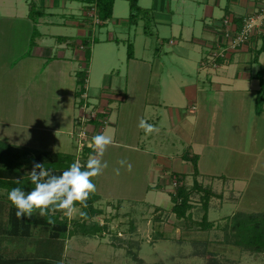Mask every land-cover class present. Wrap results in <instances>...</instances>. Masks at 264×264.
<instances>
[{"label": "rangeland", "instance_id": "1", "mask_svg": "<svg viewBox=\"0 0 264 264\" xmlns=\"http://www.w3.org/2000/svg\"><path fill=\"white\" fill-rule=\"evenodd\" d=\"M147 1L139 0L138 6L141 8L146 7L150 4L146 5ZM15 2L25 12L29 11V4L35 10L43 9L42 4L39 3H42V0H39V2L38 0L33 2L29 0L28 5L24 4L25 6L22 5L25 3L23 0H15ZM115 4L117 5L116 10L119 11L116 12V17H119V20L127 18L129 15L128 2L116 0ZM171 7L173 11H176L177 3L172 2ZM93 8L88 13L89 18L93 21L92 26L95 27L94 36H91V40L94 39L90 48L92 59L84 63L85 65L89 64L90 68L88 83L90 86L87 88L86 78L85 89L87 90L86 95H88L87 101L93 106L91 108V105L87 106L86 116L89 117L91 122L98 121L100 113L97 117V111L94 110H97L98 104H103L100 99L105 101L102 96L108 93L105 85H103L106 81H110V79L119 81L120 79L124 83L126 46L123 42L116 45L113 41L116 39L115 37L129 40L133 44L136 56L144 59V64L138 62L139 68H143L137 70L139 73L137 77H132L137 81V85L135 87L130 86V88L135 89V98L138 101L135 100L132 105L134 112L130 117V123L124 121L119 126L121 131L119 137L127 136V138L123 137L128 140L126 144H129V146L137 145V149L135 152L127 148L106 147L101 159L102 162L107 163V167L98 176L91 178L96 186L93 194L99 197L94 207L100 210L101 214L92 218L86 224H105L111 232L87 237L80 234L79 229H77L76 235L61 242L63 245L61 264H264V255L242 251L240 248L224 242L226 234L224 227L230 224V218L234 214L264 212V120L261 115L256 114L258 106L248 101L252 93L247 91L240 96L231 89L225 90V88H222V97L220 95L217 97V99H222L217 102L212 99L209 94L214 92V85L209 84L206 77L212 74L211 69H216L217 66L213 64L211 54L209 53L208 56L200 55L199 46L190 38V40L184 38L176 46L169 45L167 41L158 44L152 26L153 28L154 26L155 28L159 27V24L162 23L161 15H159L161 17L156 18V21L150 20L151 22L140 17L138 22H142H139L137 27H132L130 31L128 25L121 28L120 26L114 27L111 24L108 31H99L101 28L99 25L102 22ZM62 12L67 14L66 11ZM5 13L6 9L0 5V76L3 79V82H0V120L9 116L12 104L19 102L23 94L18 86L21 87L23 84L22 79L25 78L26 71L19 60L23 59L24 66L28 65V61L24 58L25 54L29 55L35 43L40 41L37 37L33 41L34 31L40 33L44 31L35 25L37 21L34 22L31 17V26H28L25 22L27 21L26 15L20 16L19 19L8 20L4 18ZM20 13L21 11L17 8L15 16L17 17ZM63 13L60 12V14ZM232 17L234 16H228L227 18L231 20ZM185 19L187 23L191 21L189 17H185ZM176 20L177 17L175 16L174 22ZM69 21L72 23L79 22L75 19H69ZM94 23L97 25H94ZM235 23L238 24L239 22ZM195 25L196 33L194 37L201 38L203 21L197 22ZM236 26L240 27L241 24ZM212 27L214 28L213 25ZM145 28L149 31L148 35L145 34ZM134 29L137 31L136 38ZM141 30L146 36L142 34ZM159 30L160 33H164L166 28L162 27ZM219 31H221V28H219ZM75 32L70 27L51 29V33L57 36L74 35ZM108 32L114 38L111 41L107 37ZM216 32L218 33V30ZM171 36L172 34L169 32L163 35L165 39H171ZM173 37L178 38L175 35ZM78 40L81 39L78 38ZM158 41L161 42L160 39ZM40 59L44 60L45 58L41 57ZM6 64L13 65V74H8L4 78L5 75L2 73L6 72ZM144 68L149 71L150 78L143 71ZM85 70L81 71L87 72ZM176 82L180 86L178 94L171 92L170 89V86L173 87V83ZM98 85L101 86L100 93L98 91L95 94L91 93L89 88L92 89V86L96 88ZM187 86L197 87L198 98L197 101L193 102V105L196 111L199 110L200 118L197 119V122L194 115L187 117L188 124L184 125V133L176 132V128L180 124L177 125L178 120L172 119L170 115L168 116L167 111L170 108L179 107L182 109L181 113L186 114L185 112L190 109V105L185 98L182 100L181 92L183 87ZM73 88H75V91L78 90L75 80L73 81ZM170 93L177 99H168ZM256 96H259V91L255 93ZM241 98L247 101L241 103L238 101ZM44 100L51 103L52 109L53 99L45 98ZM159 100L160 103L155 104ZM75 101L74 96V103ZM214 103L217 104V108L213 115L211 107ZM105 104L108 105L109 111H111V107L113 112L117 111L115 105L110 107V101ZM142 106L144 107L143 110ZM45 109L49 114V106ZM142 111L146 118L151 114H157V118H152V120H154V126L158 131L146 135L144 130L138 127L140 120L137 119L141 116ZM119 112L122 113L121 110ZM83 113L81 111L80 114ZM90 114L94 117H90ZM120 116V114L117 116L118 123L122 120ZM212 116L215 117V120L209 128V117ZM157 119L159 120L157 121ZM150 120L148 119L147 123L152 124ZM127 124L130 129L125 126ZM95 125L98 128L100 127V124ZM176 125L175 131H173ZM3 128L4 133L8 132L9 129L10 132L11 129H15L16 133L21 134V129L16 128L15 124L12 126L8 124ZM86 131L88 135L93 134V136L86 138L85 147L94 151L88 140L91 142L92 138L99 132ZM124 131L125 133H123ZM229 132L230 135H227ZM237 132L240 135L244 134L248 140L245 145L243 144V146L248 147L245 148L248 150L246 154H231L228 151L218 149V147L214 148V144L232 146V142L228 140L236 141ZM25 136L28 137V142H32L35 138V136L30 138V134L26 132ZM3 137L4 135L2 136L0 133V138ZM73 138L68 152L74 157L75 163L80 165L84 162L87 163L88 159L94 156L95 153L93 152V155L89 156L81 154V147L75 141L76 138ZM2 141L5 140L0 139V142ZM37 141L39 142L41 139ZM28 142L26 143L28 146L33 145V143ZM192 143L196 144L193 145V150L201 157L197 165L200 174L196 178L200 189L194 187L192 164L189 163L186 171L188 174L181 183L191 192L190 197L194 208L191 210L192 217L190 220L178 222L171 211L170 193H173L175 187L180 183H177L175 176L170 174L167 175L166 179H162L167 183L162 180L157 181L156 171L151 177L148 170L155 158L159 160V156H162L168 160L173 155H185ZM205 143H208L207 146L214 149L208 148L201 152L203 147L200 144ZM34 144L35 146L38 145L37 143ZM107 148L112 150L109 151ZM121 161H125L123 166L120 163ZM128 165H131L130 169ZM116 169H119L118 175L115 172ZM149 186L152 189H149ZM155 187L159 190L154 189ZM208 190H210V196L206 220L212 226L209 229L202 230L195 223H200L205 214L202 205L206 197L205 191ZM5 193V191L0 190V255L4 259L14 260L32 258L36 250L33 239L39 238L41 235L39 228L33 227L31 229L32 238H26V240L18 241L5 234V231H8L10 208ZM66 216L69 229H74L73 221L82 223L78 211Z\"/></svg>", "mask_w": 264, "mask_h": 264}, {"label": "crops", "instance_id": "2", "mask_svg": "<svg viewBox=\"0 0 264 264\" xmlns=\"http://www.w3.org/2000/svg\"><path fill=\"white\" fill-rule=\"evenodd\" d=\"M25 3L22 5H28L29 0H23ZM34 0H31L33 2ZM127 1V0H125ZM39 2V0H38ZM128 2V1H127ZM139 2V1H138ZM177 3V10L173 11L171 7V3ZM43 9L38 10L43 13L41 17L37 19V23L35 24L37 27L42 29V33L38 32V43H35L31 53L25 54V59L28 61V65L24 66L23 59L19 60L24 68L25 78L22 79L23 84L18 86L20 90H22V96L19 102L12 104V109L7 118L0 120V133L4 137L0 138L3 143L9 144L21 149H29L38 152H45V153H62V154H70L68 152L69 146L71 144L72 134L76 132L78 129L77 126L81 127L86 125L84 130H91L94 132H99L98 134H105L109 135L113 138V143L108 145L107 147L112 148H121V149H128L131 151H135L137 149V145L126 144L128 141L127 136H123L125 138H121L120 136V128L119 126L122 123L128 122L130 123V117L134 112L132 110V105L135 103L134 101L137 100L135 97V89L130 88V86L135 87L137 85V81L132 79V77H137L139 74L137 70H141L138 62L140 64H144V59L139 58L136 56V52L134 51L133 44L129 42V40H123L118 37L113 41L116 45H119L123 42L126 46V66L124 68L125 79L124 83L122 80L116 81L117 79H110V81H106L105 89L108 90V93H105L102 96V99L105 101H100L103 104H98L97 111L98 114L102 110L103 112L107 113V119L99 118L97 122H84L80 121L78 118L84 116L86 117V109L82 111L80 107L76 109L74 103V92L75 88H73V81L76 82V73L86 69L87 70V84L89 83V64L86 65L85 57H84V49L85 47L82 44L83 39H90V44L88 48L90 49L94 39L91 36H94L95 27L92 26V19L89 18L88 15L90 9L94 7L93 5H88L83 3L82 1H67V0H42ZM116 0L113 5L112 11V18L106 22H102L99 26L101 30H109V26H120L121 28H125L127 25L129 26V31L132 27H137L139 22L137 21L136 24L129 23V17L125 19H121L116 17ZM150 3V4H149ZM25 4V5H24ZM39 4V5H40ZM146 7L142 8L144 10H148L150 13V20H155L159 16L161 17L162 23L159 24V27L152 29L155 33L157 38L158 44L164 43L167 41L169 45H177L178 42H182L184 38L191 39L197 46L200 48V55L208 56L210 53L211 55L218 52L219 49L222 47L224 48L225 38H224V26L223 21L228 16L232 17L233 22H239L241 24V20L248 15H253L255 12L259 11L264 6V0H148L146 3ZM0 5L2 8L6 9V13L4 18L8 20H13L16 18H20V16L26 15L27 21L26 24L31 26L30 21V12L32 10L31 4H29V11L25 12V10L20 8V5H17L15 0H0ZM129 7V5H128ZM140 7V6H139ZM17 8L21 11L20 15L17 17L15 16L17 13ZM141 8V7H140ZM34 9V8H33ZM94 9V8H93ZM13 11V13H12ZM62 11H66L67 14H64ZM173 11V12H172ZM63 13V14H60ZM165 12V13H164ZM129 16V15H128ZM168 16V17H167ZM177 17V20L174 22V17ZM185 17L191 18V21L187 23ZM69 19L79 20V22H70ZM228 19V18H227ZM92 21V22H91ZM150 21V22H151ZM200 21H203V29L202 30V37L195 38L196 28L195 24ZM234 22V25L236 24ZM30 23V24H29ZM111 24V25H110ZM214 26V28L212 27ZM237 25V24H236ZM235 27L237 28V26ZM72 28L75 30L74 35H55L51 33V29L54 28ZM166 28L164 33H160L159 28ZM221 28V31H219ZM264 29V27H263ZM38 30V29H37ZM199 30V29H198ZM218 30V33L216 32ZM13 31V30H12ZM128 31V32H129ZM152 31V32H153ZM127 32V33H128ZM142 34L144 32L141 30ZM166 32L172 34L171 39H165L163 35H166ZM221 32V33H220ZM126 32L124 31V34ZM76 35V36H75ZM134 35L136 38L137 31L134 29ZM175 35L178 37L177 39L173 37ZM264 35L260 34L258 36L252 37L248 42L242 45L239 49L235 50L234 52H228L225 54V57L222 60H218L215 62L216 69H211L213 71L212 74L207 75L206 80L209 84L214 85V92L209 94V96L216 100V102L220 99L217 97L220 95L222 97V88L231 89L235 93L239 94L240 96L243 95L244 92H251L252 95L248 99L249 102H252L253 105H256V98L255 93L260 90V83L258 78L256 77L258 74H261L264 78V52L259 53L258 50L262 44V37ZM124 36V35H123ZM146 36V35H145ZM108 39L111 41L113 40L112 34L108 32ZM78 38L81 40L79 41ZM161 40L159 42L158 40ZM189 39V40H190ZM187 40V41H189ZM225 42V43H224ZM131 44L133 49V56L132 58H127V45ZM91 51V49H90ZM205 52V54H204ZM27 53V52H25ZM135 53V56H134ZM83 55V56H82ZM145 55V53H144ZM28 57V58H27ZM45 58L41 60L40 58ZM35 58H37L35 60ZM203 58V57H202ZM90 56V60H91ZM31 60V62H30ZM43 61V62H41ZM16 65V64H15ZM1 67V65H0ZM13 65L6 64V72L4 74V78L8 74H13ZM139 68V69H138ZM207 69V68H203ZM93 70V69H92ZM1 71V68H0ZM149 77V71L143 69ZM11 72V73H10ZM28 72V74H26ZM104 75V74H103ZM211 75V76H210ZM42 76V77H41ZM39 77V78H38ZM150 78V77H149ZM108 80V79H107ZM0 82H3L2 77L0 76ZM14 82V80H13ZM120 82V83H119ZM130 82V85H129ZM11 83V82H10ZM90 86V84L87 85ZM124 87V90H123ZM179 83H173V87L170 86L171 92L179 93ZM192 86L183 87V91L181 92V98H185L190 105V111L186 110V114L181 113V108L174 107V109H168L167 111L168 116L177 121V125L173 128V131L182 132L184 133V125L188 124L187 117L195 116L196 120L200 118V113L196 111L193 102L197 101V94L198 90L197 87L191 88ZM1 88V84H0ZM95 88L92 86V89ZM173 88V89H172ZM91 90V93L95 94L98 91L100 93L101 86L98 85L94 90ZM43 91V93H42ZM93 97V96H91ZM53 99V107L51 109V103H47V100L44 99ZM168 99L176 100L177 98L173 97L170 93ZM88 100V95L87 99ZM110 101L111 105L116 106V112L108 110V103ZM138 101V100H137ZM203 101V100H202ZM239 102L244 103V98L238 99ZM156 102L155 104H159ZM86 106H93L88 101H85ZM146 104V103H145ZM173 104V103H172ZM47 106H49V114L47 112ZM174 106V105H173ZM142 106V110H143ZM217 108V104L214 103L211 110L214 111ZM76 109V110H74ZM249 109V108H248ZM121 110L122 113L119 112ZM167 110V108H166ZM84 112L83 114H80ZM91 111V110H90ZM146 111V110H144ZM120 116L121 122L118 123V115ZM141 116L137 120H145L148 122V119H151L153 125H155L154 120L152 118H157V114H151L149 117L146 118L144 112L140 114ZM262 116L264 120V104L262 106V113L259 114ZM154 116V117H152ZM243 117V116H242ZM119 119V120H120ZM210 124L209 128L213 125L215 117H209ZM159 119H157L158 121ZM83 122V123H82ZM198 122V120H197ZM33 123V124H32ZM42 123H49V124H42ZM94 123V124H93ZM10 124L16 125V128L21 129V134L15 132V129H10L8 132L4 133L3 126H7ZM95 124H100L98 128ZM127 129H130L128 126ZM103 125V127H102ZM20 131V130H18ZM237 131V130H236ZM10 132V133H9ZM23 132V133H22ZM25 132L30 134V138L35 136L32 142H28V137L26 138ZM225 132V129H224ZM125 133V131L123 132ZM122 133V135H124ZM238 133V132H237ZM17 135V136H16ZM42 135V136H41ZM93 135V134H92ZM137 135V134H136ZM230 135V132L229 134ZM237 140L230 141L232 142V146H223V145H216L214 144V148L218 147L220 150L228 151L229 153H239L241 155L246 154L248 150L247 146H243L247 143V139L245 138L244 134L240 135V133L236 134ZM41 136V138H39ZM244 136V139H243ZM137 138V136H136ZM41 139V141H37ZM33 143V145L28 146L26 143ZM34 143L38 145L35 146ZM193 145L189 146V149L186 155L189 158L193 156H198V162H200L201 157L200 155L195 153L193 150ZM208 143L200 144L202 146V151L204 149L212 148L208 147ZM27 146V147H25ZM109 149V148H107ZM114 149V150H116ZM112 149H109V151ZM142 151V150H141ZM136 152V151H135ZM144 152V151H142ZM155 158L152 162L148 172L149 175L152 177L154 171L157 173V181H161L162 179H166L167 175H181L184 178L186 174H188L187 168L188 164L191 162L185 160L182 156L173 155L171 159L166 160L162 156H159V160ZM162 160V161H161ZM172 160V161H171ZM198 169V167H197ZM239 169V168H238ZM193 172V168H192ZM165 174V175H164ZM200 174L198 169V175ZM213 174V173H211ZM150 177V179H151ZM183 178V179H184ZM198 178V177H197ZM194 180V178H193ZM164 183L167 181L162 180ZM161 183V182H160ZM165 185V184H163ZM162 186V185H161ZM152 189L151 186L148 187ZM148 189V190H149ZM158 191L159 189L156 188Z\"/></svg>", "mask_w": 264, "mask_h": 264}, {"label": "trees", "instance_id": "3", "mask_svg": "<svg viewBox=\"0 0 264 264\" xmlns=\"http://www.w3.org/2000/svg\"><path fill=\"white\" fill-rule=\"evenodd\" d=\"M67 1H82L88 5H93L96 15L101 22H106L112 18L113 5L115 0H67ZM129 4V23L136 24L137 21L142 17L143 20L150 21V13L148 10H144L138 6L139 0H127ZM43 15L42 12L32 8L30 12V17L33 21H37L39 17ZM240 25L239 23L237 24ZM145 34H149L147 28H145ZM34 31V39L38 36V33ZM37 34V35H36ZM262 44L259 53L264 52V35L261 38ZM32 41V42H33ZM82 44L85 47L84 57L85 62L90 59V49L88 48L90 44V39H83ZM34 45V43H33ZM132 45H127V58H132L133 56ZM219 58L218 60H222ZM88 65V64H87ZM86 65V66H87ZM87 68V67H86ZM86 71V70H85ZM260 83L259 96L257 97L256 105L258 106L256 114L262 113V106L264 104V78L261 74L256 76ZM87 72L79 71L76 73V86L78 90L75 91L74 96L76 98L75 107L86 106L85 101L81 98L84 93H87L85 89ZM78 102V103H77ZM77 103V104H76ZM261 108V109H260ZM98 117V115H97ZM106 117L107 113L100 111L99 118ZM79 119V118H78ZM84 122L90 123L89 117L86 116ZM83 123V122H82ZM86 125L81 126L85 128ZM87 132V131H86ZM89 135H87L88 137ZM93 135H90L91 137ZM76 138L78 143V137L76 132L72 134ZM91 140V139H90ZM81 154L84 156L93 155V149L86 148L85 145L81 147ZM185 160H189L192 164L194 180L193 184L196 189H200V185L196 178L198 175L197 161L198 156H193L189 158L186 154L183 155ZM44 163L47 168H51L53 173L56 175L61 174L63 171L75 163L74 157L70 154L62 153H45L38 152L29 149H21L9 144L0 142V190L5 191L7 202L9 203V224L8 231H5L8 237H13L14 239L26 240L32 238L31 229L33 227L39 228L40 237L33 239L36 245L35 254L32 258H18V259H4L0 255V264H61L62 261V251L63 242L65 239L73 237L77 234V229H79L80 234L87 237L98 236L101 234H109L107 225H98L96 223L87 225L86 223L92 218L99 216L101 211L94 207V204L98 201L99 197L91 193L87 200V208H81L79 203L76 207L81 208L82 211L87 212L86 217H81L82 223L73 221V228L69 229V223L67 222V216L64 215L65 210H57L54 214L49 213L46 216H40L38 212H34L31 218L17 217L16 209L11 204L8 199V192L14 187H22L25 192H29L34 188V185L30 181V172L32 171L33 163ZM86 163L81 164L82 170ZM177 183H180L175 187L171 195L172 208L171 211L174 215L176 221L190 220L192 217L191 210L194 208L191 202V192L186 189L185 185L181 182L183 176L175 175ZM156 189V187L154 188ZM210 190L205 191L206 197L204 198V203L202 205L205 211L202 221L200 223H195L202 230L211 228L212 224L208 223L206 220V214L208 210V200ZM229 220V219H228ZM51 221V222H49ZM226 231L224 242L231 244L242 251H248L253 254L264 255V212L256 214H245L236 213L230 218V224L224 227ZM59 244H61L59 246Z\"/></svg>", "mask_w": 264, "mask_h": 264}, {"label": "clouds", "instance_id": "4", "mask_svg": "<svg viewBox=\"0 0 264 264\" xmlns=\"http://www.w3.org/2000/svg\"><path fill=\"white\" fill-rule=\"evenodd\" d=\"M138 127L143 129L146 135L158 131L153 124L143 119ZM111 143V136L95 135L91 141L95 155L88 159L83 170L79 163H73L67 170L56 175L44 163L34 162L29 173L34 188L25 192L22 187H14L8 192V199L16 209V216L31 218L34 212L46 216L49 213L54 214L57 210H65V215L78 211L81 217H86L87 212L79 210L76 205L79 203L81 208H87L88 197L96 190L91 178L98 176L107 167V163L102 162L101 158ZM120 163L123 166L125 161ZM128 168L130 169L131 165H128ZM115 172L118 175L119 169Z\"/></svg>", "mask_w": 264, "mask_h": 264}, {"label": "built area", "instance_id": "5", "mask_svg": "<svg viewBox=\"0 0 264 264\" xmlns=\"http://www.w3.org/2000/svg\"><path fill=\"white\" fill-rule=\"evenodd\" d=\"M94 25H97L94 23ZM224 26V38H225V46L224 48H220L218 52L211 55V59L213 64L215 65V62L219 58H224L225 54L228 52H234L235 50L239 49L242 45H244L246 42L250 40L253 36H258L260 34H263V27H264V6L259 11L255 12L253 15L245 16L241 20V26L235 27L233 20L224 19L223 21ZM81 98L83 101L87 99L86 93H84ZM87 106L83 105L81 107L82 111L86 109ZM92 112V111H91ZM90 112V113H91ZM98 115V112H97ZM90 117H94V115L90 114ZM79 120L84 121V116L79 117ZM78 129L76 130V134L78 137V145L79 147H83L85 143L87 142L86 138L88 133L83 130V128L77 126ZM90 136V135H89ZM88 136V137H89ZM89 144L91 145V142L88 140Z\"/></svg>", "mask_w": 264, "mask_h": 264}]
</instances>
